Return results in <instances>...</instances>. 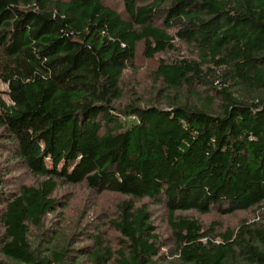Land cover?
Masks as SVG:
<instances>
[{"label": "trees", "instance_id": "trees-1", "mask_svg": "<svg viewBox=\"0 0 264 264\" xmlns=\"http://www.w3.org/2000/svg\"><path fill=\"white\" fill-rule=\"evenodd\" d=\"M0 264H264V0H0Z\"/></svg>", "mask_w": 264, "mask_h": 264}, {"label": "rangeland", "instance_id": "rangeland-1", "mask_svg": "<svg viewBox=\"0 0 264 264\" xmlns=\"http://www.w3.org/2000/svg\"><path fill=\"white\" fill-rule=\"evenodd\" d=\"M1 87L5 90L4 85ZM3 98L7 103H10L6 95ZM57 197L62 203V206H60V226L69 233H73L84 225L89 224L87 221L93 222L95 220L94 217H97L95 220L96 225L104 223V218L109 214L112 206L111 201L104 197H98L84 187H70L62 184L57 192ZM204 220L210 223L212 217H206ZM230 222L234 225L235 219Z\"/></svg>", "mask_w": 264, "mask_h": 264}]
</instances>
